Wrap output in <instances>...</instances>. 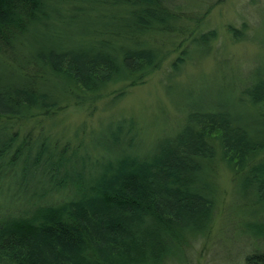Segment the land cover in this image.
Instances as JSON below:
<instances>
[{
    "label": "trees",
    "instance_id": "1",
    "mask_svg": "<svg viewBox=\"0 0 264 264\" xmlns=\"http://www.w3.org/2000/svg\"><path fill=\"white\" fill-rule=\"evenodd\" d=\"M221 1L0 0V264L186 262L212 231L222 167L261 244L244 264H264V67L189 104L149 148L133 117L65 122L168 61L167 81L200 64ZM226 29L248 39L245 23Z\"/></svg>",
    "mask_w": 264,
    "mask_h": 264
},
{
    "label": "rangeland",
    "instance_id": "2",
    "mask_svg": "<svg viewBox=\"0 0 264 264\" xmlns=\"http://www.w3.org/2000/svg\"><path fill=\"white\" fill-rule=\"evenodd\" d=\"M206 22L208 28L217 30V39L212 54L200 64H187L181 74L167 81L168 61L118 101L104 98L93 112L68 109L65 122L86 120L97 127L122 116L133 117L141 128L140 146L149 148L164 132L179 125L189 104L204 103L202 97L218 93L226 83L240 86L253 70L264 67V46L259 42L264 43V0H223L213 5ZM242 23L246 24L248 39L235 42L226 26L239 28ZM231 74L238 80L232 79ZM218 180L221 197L212 231L194 244L187 261L181 264H244L245 254L261 247L245 232L243 225L252 221L254 215L235 192L226 168L220 169Z\"/></svg>",
    "mask_w": 264,
    "mask_h": 264
}]
</instances>
